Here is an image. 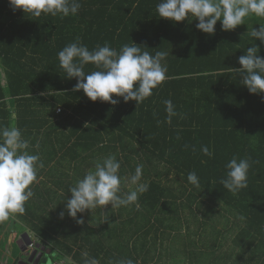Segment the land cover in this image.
<instances>
[{"label":"trees","instance_id":"obj_1","mask_svg":"<svg viewBox=\"0 0 264 264\" xmlns=\"http://www.w3.org/2000/svg\"><path fill=\"white\" fill-rule=\"evenodd\" d=\"M79 2L77 15L61 19L13 13L7 0H0L5 81L0 79V127L22 131L27 151L44 163L38 176L46 182L40 184L48 186L30 185L34 196L23 214H15L16 222L32 231L56 262L83 264L81 253L87 251L99 264L128 259L133 264H264V93L250 94L232 70L241 67L238 57L253 44L264 57V44L246 32L264 20L251 15L228 32L218 21L215 34L208 35L195 28L198 21L160 18L159 0ZM77 38L90 51L105 43L119 51L133 42L152 55L166 51L167 78L138 106L122 98L116 105L92 102L82 90L73 91L76 78L68 79L59 65L58 52ZM93 70L91 64L84 69ZM165 100L177 113L171 124ZM204 146L211 157L201 151ZM110 154L121 164V194L135 187L128 180L137 165L143 166L140 182L149 187L138 197L139 209L132 204L114 211L109 204L106 216L98 210L90 224H78L67 214L61 219L69 187L83 178L86 167L94 169ZM233 157L249 158L251 164L248 187L235 195L220 183ZM193 171L199 188L187 181ZM210 220L227 232L235 230L228 254H194L190 248ZM182 224L196 226L193 238L175 233ZM213 244L216 249L219 238ZM177 245L181 254L175 253Z\"/></svg>","mask_w":264,"mask_h":264},{"label":"clouds","instance_id":"obj_2","mask_svg":"<svg viewBox=\"0 0 264 264\" xmlns=\"http://www.w3.org/2000/svg\"><path fill=\"white\" fill-rule=\"evenodd\" d=\"M13 13L22 11L33 17L42 15L59 16L61 19L77 15L81 4L79 0H7ZM156 12L162 19L173 23L185 20L198 21L195 28L208 35L215 34L217 22L222 31H232L244 24V19L254 15L264 18V0H159ZM251 31V37L264 44V24ZM259 46L253 44L245 54L238 57L241 67L232 69L241 79L250 94L264 93V57L258 55ZM61 69L68 79L76 78L73 91H83L92 102L100 101L116 105L122 101L143 103L167 78L166 64L162 63L169 55L166 51H157L155 55L142 51L136 43L124 44L119 51L107 43L97 45L93 50L83 44L79 38L64 46L58 52ZM95 70L84 71L86 65ZM43 95V93H42ZM117 98H113V97ZM166 122L171 124L177 113L171 100H165ZM87 125V124H86ZM38 147V145H37ZM29 141L22 131L15 127H0V223L10 216L23 214L25 203L34 196L30 185L37 181L38 170L44 163L38 154H30ZM204 155L212 156L207 146L202 147ZM251 167L249 158L233 157L225 165V176L220 180L223 188L237 194L248 187L247 174ZM120 162L116 155L110 154L94 163V169L85 173L68 189L64 210L59 213L61 219L67 214L78 224H84L83 215L98 207L111 204L112 208L127 207L137 203L140 194L148 190L147 183H141L142 165H137L135 174L128 182L134 189L121 194ZM187 181L199 188L197 174L189 172ZM78 214H81L78 218ZM243 220L244 217H239ZM83 264H99L87 251L81 253ZM118 264H133L131 259Z\"/></svg>","mask_w":264,"mask_h":264},{"label":"rangeland","instance_id":"obj_3","mask_svg":"<svg viewBox=\"0 0 264 264\" xmlns=\"http://www.w3.org/2000/svg\"><path fill=\"white\" fill-rule=\"evenodd\" d=\"M0 79H1L2 84L4 85L5 81H4V76H3V70L1 68H0ZM62 112H63V110H62ZM87 161L90 162V158ZM89 168H87L88 171L91 170ZM41 180L42 179H38L35 182V185L40 184ZM42 181L46 182V180H42ZM40 187L44 189V188H47L48 186L41 185ZM129 189L133 190L134 188H132L130 186ZM110 206L107 205L104 207V209H103V206H101V207H98L96 209H93L92 212L86 211L84 214H82L84 222H87L90 224L91 223V216H93L92 219L94 220L96 211H98V210L100 211L101 216L105 217L106 216L105 212L108 209H110ZM111 209H113L114 211L116 210L115 208H112V206H111ZM202 211H203L202 207H201V209L199 208V214H198L199 219L202 218L200 216L201 215L200 212H202ZM185 217H186V214H185ZM10 218L16 219L15 215L10 216ZM187 218L189 219V214H187ZM118 219H116V221ZM212 220H214V219H212ZM7 221L9 222V220H7ZM15 222L8 223V224L6 223L7 225L4 228L2 226H0V242L2 240V234H3L2 231L5 232V234H3L4 240L0 244V264H12V262L14 260H16L17 258L20 260L24 257V254H22L20 252L19 246L17 244L18 240H17V242H12L14 240V238L17 239L19 237V241L21 240V241L25 242V239H23V237H24L23 235L27 233V235L30 237V239L35 241V244L37 243V240L34 237L35 235L32 233V231H30L23 224H20L18 222L15 223ZM218 224H219L218 220L216 221V225H214V221L212 223V221L210 220L208 222L209 226L205 230H203L204 231L203 237L198 235L199 236L198 241H197L198 237H195L194 240L197 241V244H191V247H190L194 252L196 251V253H194V254H211V252H209L211 250H216L217 251L216 254H228L231 250L234 249V247L232 245V239L234 237L235 230H233V228L232 229L229 228V230L230 229L231 230L229 232H227L226 229L222 225H218ZM175 225H179V224H175ZM130 228H134V226H130L129 228H126L125 234L130 235V233H131ZM13 229L15 232H11V230H13ZM176 229L177 230L175 231V233L181 234L182 239L186 238V237H184V234L189 238L190 237L193 238V233L197 231L196 226H194L192 228L190 225V227L188 229L186 227V224H182L180 226H177ZM219 232L221 233L220 237H219V234H220ZM15 235H16V237H15ZM218 238H219L220 245L217 244L216 249H212L211 245L214 246L213 242L216 241ZM194 240H192V241H194ZM38 245H39V248L44 247L41 244H38ZM28 251L31 252V249H28ZM175 253L181 254L179 252V246L178 245H177V248H175ZM57 260H59V259H54L53 255H51L50 251H49L48 264H52L53 262H56ZM249 264H254V261L252 260V262H250Z\"/></svg>","mask_w":264,"mask_h":264},{"label":"water","instance_id":"obj_4","mask_svg":"<svg viewBox=\"0 0 264 264\" xmlns=\"http://www.w3.org/2000/svg\"><path fill=\"white\" fill-rule=\"evenodd\" d=\"M23 239H25V242L23 241H18V244L23 243L22 245V254H24V257L21 260V262H23L24 264H48V255H45L42 259H40L41 254H44L43 251H39L38 252V248L39 245H35V250L29 252L28 248L30 246V244H32V241L30 239V237L26 234L23 235ZM38 254V256H37ZM47 254V253H45ZM37 256L38 261H34V263H32L34 257Z\"/></svg>","mask_w":264,"mask_h":264},{"label":"crops","instance_id":"obj_5","mask_svg":"<svg viewBox=\"0 0 264 264\" xmlns=\"http://www.w3.org/2000/svg\"><path fill=\"white\" fill-rule=\"evenodd\" d=\"M259 19H260L261 21L264 20L263 18H259ZM249 28H250V27H249ZM254 28H257V27H254ZM258 28H259V27H258ZM258 28H257V29H258ZM252 29H253V28H250V29H248L246 32H247V33H251ZM84 164H85V163H84ZM82 167H84V166H82ZM82 167H81V168H82ZM47 168H48V167H47ZM90 168H91V167H90ZM86 169H87V167H86ZM46 170H47V169H46ZM80 170H81V169H80ZM87 170H88V169H87ZM43 176H44V175H40V176H38V178H40V177L43 178ZM38 178H37V179H38ZM40 179H41V178H40ZM15 217H16V216H15ZM10 219L13 220L14 218H10ZM14 220H15V219H14ZM15 221H17V219H16ZM6 223L8 224V223H10V222L5 221V222H3V223H0V226H2V227L4 228V227L7 225ZM11 232H15L14 229L11 230ZM2 233L5 234V232H3V231H2ZM3 234H2V240H1L0 244H1V243L3 242V240H4ZM15 237H16V235H15ZM17 240L19 241V237H18L17 239L14 238V240H13L12 242H17ZM31 241H32L33 243H35V241H33V240H31ZM7 242H8V241H7ZM17 244H18V242H17ZM36 245H37V243H36ZM18 246H19V249H20V252H21V251H22V248H23V247H22V243L18 244ZM28 249H29V248H28ZM21 253H22V252H21ZM17 259H18V258H17ZM17 259H16V260H17ZM16 260H14V261L12 262V264H14Z\"/></svg>","mask_w":264,"mask_h":264},{"label":"flooded vegetation","instance_id":"obj_6","mask_svg":"<svg viewBox=\"0 0 264 264\" xmlns=\"http://www.w3.org/2000/svg\"><path fill=\"white\" fill-rule=\"evenodd\" d=\"M22 245H23V243H22ZM33 250H35L34 247L31 249V251H33ZM39 251H43V253H44V254H41L40 259H42L45 255H48V256H49V251H50V249L45 248V247H42V248H38V252H39ZM45 253H47V254H45ZM37 256H38V254H37ZM37 256L34 257L32 263H34V261H38ZM15 264H24V263L21 262V260L17 259V260L15 261Z\"/></svg>","mask_w":264,"mask_h":264},{"label":"built area","instance_id":"obj_7","mask_svg":"<svg viewBox=\"0 0 264 264\" xmlns=\"http://www.w3.org/2000/svg\"><path fill=\"white\" fill-rule=\"evenodd\" d=\"M60 109L58 108L56 110L57 113H60ZM33 247V244H30L29 248H32ZM52 264H71V263H68V262H65V261H59V262H53Z\"/></svg>","mask_w":264,"mask_h":264}]
</instances>
